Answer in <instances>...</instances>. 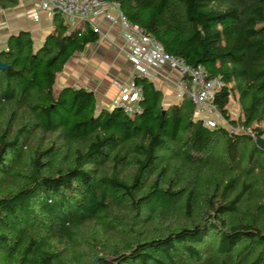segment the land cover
<instances>
[{
    "label": "trees",
    "instance_id": "trees-1",
    "mask_svg": "<svg viewBox=\"0 0 264 264\" xmlns=\"http://www.w3.org/2000/svg\"><path fill=\"white\" fill-rule=\"evenodd\" d=\"M104 1L218 77L212 104L241 131L205 125L186 97L163 106L153 81L136 74L132 115L97 107L86 87L55 92L67 60L99 39L84 21L70 26L54 12L40 45L26 30L9 35L0 49V264H264V0ZM232 93L237 121L226 109ZM114 232L123 239L107 242Z\"/></svg>",
    "mask_w": 264,
    "mask_h": 264
},
{
    "label": "crops",
    "instance_id": "crops-1",
    "mask_svg": "<svg viewBox=\"0 0 264 264\" xmlns=\"http://www.w3.org/2000/svg\"><path fill=\"white\" fill-rule=\"evenodd\" d=\"M113 12L107 7L102 13L92 14L83 20L91 27H97L99 39L75 52L58 72L61 87L82 86L92 90L97 107L111 108L112 99L120 93V85L134 75L133 65L122 50L120 27L106 17V13ZM65 22L75 26L82 21L65 19ZM52 29V15L40 8L39 0H17L14 7L0 8V49L5 47L8 36L19 30L29 31L34 43L40 45ZM176 79V75L164 66L153 81L162 92L163 106L178 102L175 97Z\"/></svg>",
    "mask_w": 264,
    "mask_h": 264
},
{
    "label": "built area",
    "instance_id": "built-area-1",
    "mask_svg": "<svg viewBox=\"0 0 264 264\" xmlns=\"http://www.w3.org/2000/svg\"><path fill=\"white\" fill-rule=\"evenodd\" d=\"M39 6L48 15L54 12L70 22L83 21L90 15L102 13L104 8L113 10L106 13L111 22L120 27L124 56L132 63L134 74L154 81L160 70L167 66L177 79L175 97L178 100L186 97L195 108V116L203 120L205 125L215 127L218 122L210 113L214 108L212 99L222 82L218 77H210L201 65L191 66L182 58L167 53L162 44L146 34L142 28L129 22L114 2L104 0H39ZM97 30V27H92ZM120 93L112 99V107H119L132 115L139 111L140 87L133 81V76L120 85ZM211 115V116H209Z\"/></svg>",
    "mask_w": 264,
    "mask_h": 264
},
{
    "label": "rangeland",
    "instance_id": "rangeland-1",
    "mask_svg": "<svg viewBox=\"0 0 264 264\" xmlns=\"http://www.w3.org/2000/svg\"><path fill=\"white\" fill-rule=\"evenodd\" d=\"M58 76L59 75L57 74L56 79H55V84H54V91L55 92H57V90L60 89V87H61ZM211 109H212V112L210 114L216 118L218 124H221L222 126H224L226 129H228L230 131H241V127L239 125L232 127L222 118V116L219 114V112L215 108H211ZM226 109H227V112H228L230 119L237 121L241 115V109H240V106H239L238 101H237V95L235 93H232L229 96V100H228V103L226 105ZM211 115H209V116H211ZM261 125L264 127V124H261ZM9 180H10V184H13L11 180H16V179L15 178H9ZM104 236L107 237V239H106L107 242H116L120 239H123L121 233H118V232H114V233H110V234L105 233L103 235V237Z\"/></svg>",
    "mask_w": 264,
    "mask_h": 264
},
{
    "label": "water",
    "instance_id": "water-1",
    "mask_svg": "<svg viewBox=\"0 0 264 264\" xmlns=\"http://www.w3.org/2000/svg\"><path fill=\"white\" fill-rule=\"evenodd\" d=\"M6 68H7V64L0 60V69H6ZM96 114H97V111H95L94 115H96ZM256 142L261 148L264 149V138L258 137L256 139Z\"/></svg>",
    "mask_w": 264,
    "mask_h": 264
}]
</instances>
